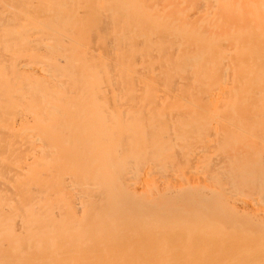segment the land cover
I'll return each mask as SVG.
<instances>
[{"label":"bare ground","instance_id":"1","mask_svg":"<svg viewBox=\"0 0 264 264\" xmlns=\"http://www.w3.org/2000/svg\"><path fill=\"white\" fill-rule=\"evenodd\" d=\"M0 264H264V0H0Z\"/></svg>","mask_w":264,"mask_h":264}]
</instances>
